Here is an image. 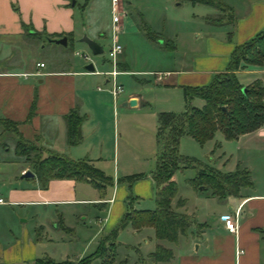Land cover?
<instances>
[{
	"label": "crops",
	"instance_id": "0c3cea01",
	"mask_svg": "<svg viewBox=\"0 0 264 264\" xmlns=\"http://www.w3.org/2000/svg\"><path fill=\"white\" fill-rule=\"evenodd\" d=\"M161 1L166 9L165 5L172 0H116L119 14L117 13V22L113 23L112 0H0V117L16 121L21 138L36 145L42 155L53 152L71 159L85 158L104 175L109 173L108 161L112 162V177L107 176L112 183L101 191L95 190L88 183L68 179L49 180L45 189L40 188L34 177L26 179L31 181L29 184L4 181L0 166V223L4 231L11 235L10 239H13L5 240L0 235V264H24L25 259L24 229H13L14 226L9 225L11 222L3 224L6 222L4 217L1 218L6 216L3 215L6 212L3 209L5 206L24 211V207L56 208L59 205L91 204L104 212L102 218L97 219L102 237L120 221L128 196L134 198L131 202L133 210H149L141 208L140 203L143 200H153L151 173L154 168L149 174H143L142 171L131 174L132 171L122 169L123 166L138 162L137 150L151 152L155 165L156 116L152 119L150 115L153 112L143 109L148 102L137 89L150 82L178 87L181 90L185 86L206 85L215 73L225 70L235 45L248 41L264 28V0H247L239 11L234 6L228 8L234 13L232 21L216 22L226 24L225 30L223 34L220 32L219 37L206 38L203 44L204 53L190 57L181 56L175 63L171 62V68L164 69L162 76L159 72L148 73L152 75L151 80L134 77L133 84L127 82L124 94V86L118 77L123 78L132 73L128 71L127 60L129 61L133 44L125 37V23L130 12H146ZM189 1L195 4L204 0ZM113 25L117 26V40L122 48L117 57L118 74L115 78L123 90L115 98L109 92V76L105 74L111 69L107 58H102L99 67L92 61L93 72L82 69L85 62L78 64L68 59H63L64 66L61 68H55L51 63L47 66L43 59L26 64L35 45L42 44L44 47L46 44L43 36H65L66 45L69 42L71 46L83 49L86 45L80 38L85 34L97 44L108 43V48ZM139 43L149 47V42L141 37ZM37 63H42L43 66L38 67ZM247 67L236 71V74L250 71ZM252 80L247 78L239 82L247 84ZM118 96H122L119 104ZM107 98H110V102ZM131 99L134 104L128 105L127 102ZM117 105L121 107L120 110ZM31 107L32 114L26 120ZM72 109L82 116V120L79 126L80 140L70 145L66 140L64 115ZM109 126L112 130L111 140L108 138ZM128 126L153 131V142L144 141V144H140L141 149L136 146H132V149L128 146L126 148L119 136ZM232 141L234 152L224 162L231 161L233 171L236 168L246 169L250 185L241 188L236 197L229 196L225 199H218L201 187L193 190L195 198L200 201L191 211L183 212L192 224L186 234L179 236L175 243L155 240L151 228H142L135 232L127 226L133 236L143 238L144 245L151 243V250L148 248L145 253H141L138 244V247L130 246L134 259L132 262L126 259L119 264H137L138 256L147 264H152L146 256L153 252L155 245L170 250L172 256L167 262L154 264H264V125L238 135ZM215 144H218L215 145L216 148L220 147V143ZM7 152L4 151L3 156ZM0 163L19 164L5 157L0 159ZM25 170H29V166L24 165L21 168L19 164L18 173L22 174ZM214 170L221 174L231 173V170L225 173ZM132 175H142V178L128 186L125 178ZM108 187L111 191L109 197L104 199ZM77 193L88 196L77 197ZM184 208L185 202L182 207H178ZM176 212L181 213L180 210ZM222 215L236 217L235 235L224 230L220 221ZM13 230L17 231L16 236L13 235ZM33 257L31 254L26 260L33 261ZM112 264H115V260Z\"/></svg>",
	"mask_w": 264,
	"mask_h": 264
},
{
	"label": "rangeland",
	"instance_id": "374dc122",
	"mask_svg": "<svg viewBox=\"0 0 264 264\" xmlns=\"http://www.w3.org/2000/svg\"><path fill=\"white\" fill-rule=\"evenodd\" d=\"M246 2L247 0H204L203 2L192 4L189 0H172L165 5L166 9L163 8L164 2L161 1L154 8L148 9L146 12L142 11V13H139L141 12L140 10L130 12L124 31L127 33L125 34L126 39L133 43L131 45L132 50L129 53V61L127 60L128 71L132 73L123 78L118 77V80L124 86V94L126 92L125 88L128 85L127 82L131 84L134 77L151 80L152 75L148 73L159 72L162 76L164 69L171 68V62L175 63L181 56L190 57L204 53L205 47L203 44L206 38L220 36V32L223 34L225 30L226 24H216V22L232 21L234 13L228 8L234 6L239 11ZM176 3L179 4L176 5ZM140 37L142 40L149 42V47L139 43ZM107 44L101 42L99 45L102 52L96 55L91 54L86 46L83 49H77L75 45L71 46L69 42L66 46L46 43L42 47V44H37L33 51L29 53L26 64L38 59H43L47 63V66L50 63L54 64L55 68L64 66L63 59L73 60L79 64L84 62V60L74 54L75 51H78L90 55L91 61H94L95 66L99 67L102 64V58H106ZM247 70L250 71L241 75L236 74L238 81H244L247 78L253 80L259 79L264 86V63L261 65H249ZM33 80L35 82L34 78ZM249 83L247 82V84ZM147 84L142 86V88H138L137 91L141 92L146 98L148 104L143 109L153 112L150 115L152 119L160 111L181 112L186 108L182 90L178 87H166L163 84L151 82ZM120 97L118 96L117 98V104H119ZM107 101L110 102V98H107ZM189 104L199 107L202 104V100L193 97ZM117 106L120 110L121 107ZM111 135L112 130L111 126H109V140H111ZM119 137L120 141L125 144L124 146L131 149L135 146L137 149H141V143L144 144L146 140L152 143L154 140L153 131H144L141 128L139 130L135 126H128V129L122 132ZM18 139L22 140V138H18L13 133H3L0 136V157L4 153V150L1 149L4 143L9 149L3 157L15 163L19 162L21 168L24 165L30 168V163L23 156L19 157L12 153V148ZM216 142L220 143L219 148L215 147ZM233 152V141L225 139L219 130L215 131L212 138L202 144H199L187 135L180 137L178 142V153L181 156L191 160L193 164L199 163V165L212 167L219 171H224V173L228 170H231V173L233 171L231 161L228 163L224 162L225 158H228ZM137 153L138 162L131 166H123V171H132L131 174H137L139 171H142L143 174H149V171L154 168L153 155L150 154L151 152H141V150H137ZM31 154L29 153L28 156ZM121 159L125 160L123 157ZM19 164L4 165L0 163L2 168L1 178L4 181L11 180L12 182H24V184L31 183L30 180H20V174L18 173ZM119 164L123 165V162L119 161ZM107 168L109 169H107L109 173H105V175L112 177V162L110 160L107 163ZM194 176L195 169L193 167L178 169L173 174L176 196L171 202V208L174 211L180 210L181 213L191 211V208L199 203L200 200L195 198L193 189L187 184V181L193 179ZM110 191L108 187L106 189L107 195L104 199L109 197ZM82 194L77 193V197L84 198L88 196ZM95 195L99 197L98 193ZM177 199L185 202L184 209H178L176 206ZM140 206L141 208L152 210L155 207V203L154 200H143ZM3 209L11 213V215H7L6 212H3V215H6L1 217H4L6 220L3 224L11 222L9 225L14 226L12 227L13 229H17L16 227L24 229V264H32L35 259H47L52 263L64 261L77 262L94 253L102 237L97 219L102 218L104 212L91 204L59 205L56 208L54 206H46L45 208L24 207V211L16 207L9 208L6 206ZM20 220L24 222H20ZM1 223L0 235L4 236L3 239L5 240L9 239L13 241V239H10L12 238L11 235L7 231H4ZM13 232L15 236L18 234L15 230ZM115 244V264L124 262L126 259L132 262L135 256L130 246L134 245L138 247L139 245V252L145 253V249L149 248L151 250L152 245L151 243L144 245L143 238L140 239V237L133 236L128 227L117 233ZM6 246L4 245V247ZM31 250L32 252L30 253ZM31 254L34 256L33 261L26 260ZM89 264L102 263L100 259L96 258L91 260Z\"/></svg>",
	"mask_w": 264,
	"mask_h": 264
},
{
	"label": "trees",
	"instance_id": "16d2710c",
	"mask_svg": "<svg viewBox=\"0 0 264 264\" xmlns=\"http://www.w3.org/2000/svg\"><path fill=\"white\" fill-rule=\"evenodd\" d=\"M262 63H264V28L248 41L235 45L225 70L215 73L208 84L182 88L186 103L183 111L157 113L155 130L157 149L155 165L151 173L154 209L133 210L131 202L134 198L128 196L123 216L107 235L101 237L94 253L74 263L68 261L52 263L47 259H35L32 264H89L96 258L100 259L102 264H112L116 249V235L127 226L135 232L142 228H151L155 240L175 243L179 236L186 234L192 224L187 215L171 208V202L176 196L173 174L178 169L193 167L195 176L187 181L188 186L193 190H198L200 187L206 189L218 199L236 197L241 188L248 187L250 183L246 169L236 168L232 173L221 174L211 167L202 166L199 163L193 164L191 160L178 153V142L180 137L187 135L202 144L212 138L217 130L222 132L225 139L233 140L238 135L262 127L264 125V86L259 79L243 85L236 77V71L249 65ZM193 97L202 100L201 106L189 104ZM32 111L31 107L26 120L30 118ZM81 120L82 116L73 109L64 115L66 140L70 145L80 140ZM17 124L16 121L0 117V136L7 132L21 138L16 128ZM1 149L6 152L9 147L3 143ZM12 153L19 157L23 156L30 163L29 171L41 189H45L48 181L52 179L88 183L97 191L103 190L112 183V180L92 165L88 159H71L53 152L42 155L36 145L23 139L15 141ZM29 153H32L31 157L28 156ZM140 178L142 175H132L125 180L129 186ZM183 204L181 199L176 200L177 207H182ZM171 256L170 250L155 245L153 252L146 258L154 264L167 262ZM137 264L147 263L138 256Z\"/></svg>",
	"mask_w": 264,
	"mask_h": 264
},
{
	"label": "built area",
	"instance_id": "2783aa9c",
	"mask_svg": "<svg viewBox=\"0 0 264 264\" xmlns=\"http://www.w3.org/2000/svg\"><path fill=\"white\" fill-rule=\"evenodd\" d=\"M117 8H116V0H112V7H111V19L113 23H116L118 20V14H117ZM117 26L113 25L111 28V34H110V43L106 51V58L108 62L110 63L111 69L110 71H107L105 74L109 76V92L112 95L113 98H115L118 94L122 92V86L120 83L116 81V75L118 74V71L116 69V63H117V57L118 54L121 52V46L117 40ZM75 55L81 57L84 62H92L90 55L84 53V52H78L75 51ZM38 67H42V63L36 64ZM0 203L2 201L0 200ZM236 217H232L230 215H222L220 216V221L223 224L224 230L229 234H236L237 231V225H236Z\"/></svg>",
	"mask_w": 264,
	"mask_h": 264
},
{
	"label": "water",
	"instance_id": "95a60500",
	"mask_svg": "<svg viewBox=\"0 0 264 264\" xmlns=\"http://www.w3.org/2000/svg\"><path fill=\"white\" fill-rule=\"evenodd\" d=\"M43 39L45 40L46 43H51V44H56V45H61V46L66 45L65 36L56 37V38H49L47 36H43ZM80 41L85 43L86 47L90 50L91 54L96 55L102 52L100 45L97 44L94 40L88 38L85 34L81 36ZM82 69L87 72H93L94 66L92 65V62H86L82 65ZM127 104L133 105L134 100L132 99L128 100ZM20 178L21 179L33 178V174L31 173V171L25 170L23 171L22 174H20Z\"/></svg>",
	"mask_w": 264,
	"mask_h": 264
}]
</instances>
